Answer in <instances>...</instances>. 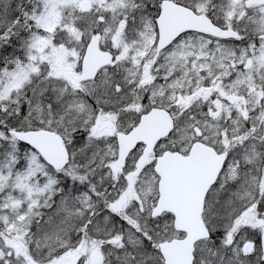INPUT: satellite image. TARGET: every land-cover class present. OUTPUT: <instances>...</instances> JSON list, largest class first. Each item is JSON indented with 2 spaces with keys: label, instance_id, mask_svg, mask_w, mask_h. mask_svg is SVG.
Returning a JSON list of instances; mask_svg holds the SVG:
<instances>
[{
  "label": "snow or ice",
  "instance_id": "1",
  "mask_svg": "<svg viewBox=\"0 0 264 264\" xmlns=\"http://www.w3.org/2000/svg\"><path fill=\"white\" fill-rule=\"evenodd\" d=\"M0 264H264V0H0Z\"/></svg>",
  "mask_w": 264,
  "mask_h": 264
}]
</instances>
